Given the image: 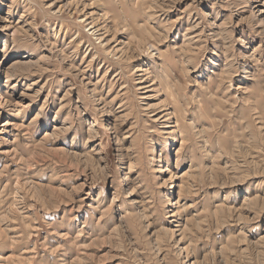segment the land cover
I'll return each mask as SVG.
<instances>
[{
  "label": "rangeland",
  "instance_id": "374dc122",
  "mask_svg": "<svg viewBox=\"0 0 264 264\" xmlns=\"http://www.w3.org/2000/svg\"><path fill=\"white\" fill-rule=\"evenodd\" d=\"M0 264H264V0H0Z\"/></svg>",
  "mask_w": 264,
  "mask_h": 264
},
{
  "label": "bare ground",
  "instance_id": "6f19581e",
  "mask_svg": "<svg viewBox=\"0 0 264 264\" xmlns=\"http://www.w3.org/2000/svg\"><path fill=\"white\" fill-rule=\"evenodd\" d=\"M91 28H92V30H95V31H98L99 30V28L97 29V27L94 26L93 24H91Z\"/></svg>",
  "mask_w": 264,
  "mask_h": 264
}]
</instances>
